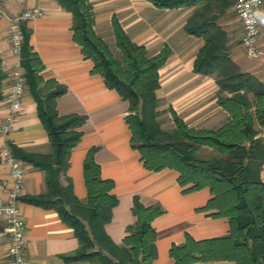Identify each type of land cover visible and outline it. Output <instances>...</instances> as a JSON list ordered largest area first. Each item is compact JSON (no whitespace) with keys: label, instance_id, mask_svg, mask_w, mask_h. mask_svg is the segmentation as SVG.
<instances>
[{"label":"trees","instance_id":"trees-1","mask_svg":"<svg viewBox=\"0 0 264 264\" xmlns=\"http://www.w3.org/2000/svg\"><path fill=\"white\" fill-rule=\"evenodd\" d=\"M57 1L72 13L73 40L81 46L84 57L93 62L92 71L128 102L130 144L139 152L144 167L153 172L175 170L184 192L208 188L211 197L201 210L213 211L212 217L228 221L226 236L195 240L186 234L184 243L172 245L169 256L174 264H264V182L260 178L264 164V84L241 72L229 54L219 19L235 0H149L159 9L194 8L184 25L187 34L203 40L193 70L214 76L219 88L217 102L228 114L227 123L216 130L190 128L174 112V128L162 129L157 119L156 90L160 87L158 71L171 53L169 47L150 55L145 46L130 40L113 16L112 35L120 54L115 58L93 29L90 0ZM22 30L20 64L51 146L48 154H34L8 145L16 159L45 173L46 191L25 200L56 210L61 220L73 228L79 247L68 260L153 264L157 235L152 222L163 214L162 207L144 206L134 196L135 222L127 226L122 243L115 244L105 232V225L111 220L117 198L111 192L113 182L100 175L94 148L83 161L86 200L76 198L70 182L66 187L59 185L58 175L68 168L70 152L82 136L78 129L85 117L58 116L56 99L65 90L52 81L44 84L39 75L43 64L28 44L29 32L24 25ZM5 78L0 60V99ZM202 148L213 155L201 156Z\"/></svg>","mask_w":264,"mask_h":264},{"label":"crops","instance_id":"crops-1","mask_svg":"<svg viewBox=\"0 0 264 264\" xmlns=\"http://www.w3.org/2000/svg\"><path fill=\"white\" fill-rule=\"evenodd\" d=\"M90 3L94 14L93 29L98 36H109L114 42L111 20L116 16L130 40L145 46L150 55L157 54L164 46L169 47L171 53L158 71L160 87L156 90L157 119L162 129L174 128L171 112L194 129L216 130L227 123L228 114L217 102L219 88L214 76L193 70L203 40L187 34L184 25L194 8L159 9L149 0H90ZM0 7L4 11V16L0 17V60L6 74L1 85L0 123L8 113L6 95L17 61L11 51L9 18L37 7L43 11V16L23 25L29 32L28 44L43 64L39 75L44 84L52 81L65 90L56 99L58 116L85 117L84 124L78 129L82 136L70 152L67 170L59 173L58 183L66 187L70 182L73 194L84 202L87 193L83 161L88 151L95 149L94 160L100 167V175L113 182L111 192L117 198L111 220L105 225L110 239L120 245L127 226L135 222L132 214L134 196L144 206L159 204L164 211L152 222L157 235V255L153 264H174L169 256L170 247L184 243L186 234L195 240L226 236L229 231L227 219L212 217L213 211L201 210L211 197L208 188L184 192V187L177 182L175 170L164 168L153 172L144 167L139 152L130 144L131 131L126 121L128 102L114 89L107 88L103 77L92 71L93 62L84 57L81 46L73 40L72 13L57 0H0ZM219 24L225 32L229 54L239 70L264 84V56L250 59L242 50V28L233 6ZM235 26L238 45L233 32ZM259 35L264 42V16L259 22ZM9 144L26 153L51 152L36 102L27 86L13 130L0 136V198L5 196L1 182L8 173L4 153L10 152ZM22 165L25 179L20 210L26 223V257L34 264H99L68 260L79 247L74 230L61 220L56 210L25 200L46 191L45 173L31 164L22 162ZM260 178L264 182V164ZM7 247L8 237L0 225V264L7 263Z\"/></svg>","mask_w":264,"mask_h":264},{"label":"built area","instance_id":"built-area-1","mask_svg":"<svg viewBox=\"0 0 264 264\" xmlns=\"http://www.w3.org/2000/svg\"><path fill=\"white\" fill-rule=\"evenodd\" d=\"M233 10L242 28L241 47L247 57L258 59L264 56V42L259 35V22L264 16V0H235ZM40 8H28L9 18L11 51L17 61L11 71L12 84L6 95L8 113L0 123V136H6L22 108L26 86L24 70L20 64V53L24 41V22L43 16ZM4 11L0 7V17ZM8 166L6 178L1 182L5 196L0 198V225L8 237L6 264H34L25 255L26 223L20 210V197L23 192L25 171L22 162L9 151L4 153Z\"/></svg>","mask_w":264,"mask_h":264},{"label":"rangeland","instance_id":"rangeland-1","mask_svg":"<svg viewBox=\"0 0 264 264\" xmlns=\"http://www.w3.org/2000/svg\"><path fill=\"white\" fill-rule=\"evenodd\" d=\"M224 18V15H222V17L219 19V23L222 22V19ZM235 32V36L236 39H235V44L238 45L239 43V35L237 34L238 33V29H237V26L234 27L233 29ZM108 45L110 51L112 52L113 56L115 58H119L120 57V54H119V51L117 50L116 46H115V41L113 42V40L108 36L106 38L100 36ZM114 38V37H113ZM150 54V53H149ZM222 95H225V93H223ZM199 154L203 157H209L211 155H213V152L209 149H205V148H202L199 150Z\"/></svg>","mask_w":264,"mask_h":264}]
</instances>
